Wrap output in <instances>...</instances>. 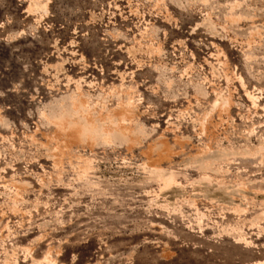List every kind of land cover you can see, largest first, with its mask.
<instances>
[{
  "label": "rangeland",
  "instance_id": "374dc122",
  "mask_svg": "<svg viewBox=\"0 0 264 264\" xmlns=\"http://www.w3.org/2000/svg\"><path fill=\"white\" fill-rule=\"evenodd\" d=\"M0 264H264V0H0Z\"/></svg>",
  "mask_w": 264,
  "mask_h": 264
}]
</instances>
